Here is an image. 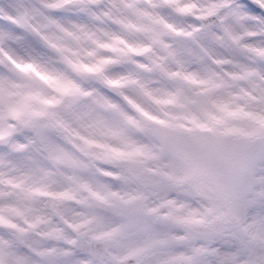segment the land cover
<instances>
[{
    "label": "clouds",
    "instance_id": "1",
    "mask_svg": "<svg viewBox=\"0 0 264 264\" xmlns=\"http://www.w3.org/2000/svg\"><path fill=\"white\" fill-rule=\"evenodd\" d=\"M0 264H264V0H0Z\"/></svg>",
    "mask_w": 264,
    "mask_h": 264
},
{
    "label": "snow or ice",
    "instance_id": "2",
    "mask_svg": "<svg viewBox=\"0 0 264 264\" xmlns=\"http://www.w3.org/2000/svg\"><path fill=\"white\" fill-rule=\"evenodd\" d=\"M248 7L250 8V10L255 11L256 9L254 7H252V5H248Z\"/></svg>",
    "mask_w": 264,
    "mask_h": 264
}]
</instances>
